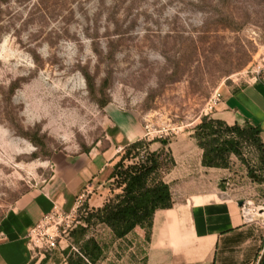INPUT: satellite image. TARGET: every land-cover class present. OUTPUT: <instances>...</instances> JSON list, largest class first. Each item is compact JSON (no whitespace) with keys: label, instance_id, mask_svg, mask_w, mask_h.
<instances>
[{"label":"rangeland","instance_id":"rangeland-1","mask_svg":"<svg viewBox=\"0 0 264 264\" xmlns=\"http://www.w3.org/2000/svg\"><path fill=\"white\" fill-rule=\"evenodd\" d=\"M262 74L264 0L0 1V219L24 193L61 182L65 159L98 152L111 168L126 142L143 162L168 142L175 193L188 184L264 200V182L247 172L260 171L254 146L208 174L192 138L216 89ZM104 172L79 192L75 218L88 198L109 195ZM91 235L97 264H142L135 235L113 240L102 226ZM69 243L57 237L48 264Z\"/></svg>","mask_w":264,"mask_h":264},{"label":"crops","instance_id":"crops-1","mask_svg":"<svg viewBox=\"0 0 264 264\" xmlns=\"http://www.w3.org/2000/svg\"><path fill=\"white\" fill-rule=\"evenodd\" d=\"M221 94L222 100L212 116L229 124L247 121L259 126L264 143V74L245 84L226 87ZM129 143L133 142L123 146ZM197 149L202 170L208 174L216 170L201 165V150ZM63 163L61 182L52 180L24 193L1 217L0 264H40L45 254L31 249L27 237L30 228L54 204L64 212L72 211L79 192L93 185L103 171L106 178L111 171L106 168L109 162L98 152L65 159ZM171 190L173 205L155 211L149 239L145 240V231L139 227L129 234L143 245L142 264H253L261 255L262 259L264 235L257 225L243 221L238 200L210 187L187 184L176 193L172 186ZM106 197L105 193L91 196L88 204L100 207ZM58 264L67 263L62 258Z\"/></svg>","mask_w":264,"mask_h":264},{"label":"trees","instance_id":"trees-1","mask_svg":"<svg viewBox=\"0 0 264 264\" xmlns=\"http://www.w3.org/2000/svg\"><path fill=\"white\" fill-rule=\"evenodd\" d=\"M260 132L259 126L247 121L229 124L206 114L194 126L192 138L201 150L200 163L206 168L230 169L232 156L243 159V149L254 146L260 171L254 174L247 164V172L252 181L263 183L264 143ZM159 141L161 145L151 152L148 162L139 159L133 143L123 146L116 154L107 177L109 195L104 203L100 207H91L86 201L77 211V223L68 233L70 243L62 250V258L67 264H97L101 259L102 246L93 235L87 236L90 227L108 229L113 240H123L139 227L145 231V240L149 239L155 211L173 205L166 176L174 168L175 159L168 142ZM73 245L77 246L75 251ZM47 261L45 254L40 264Z\"/></svg>","mask_w":264,"mask_h":264},{"label":"built area","instance_id":"built-area-1","mask_svg":"<svg viewBox=\"0 0 264 264\" xmlns=\"http://www.w3.org/2000/svg\"><path fill=\"white\" fill-rule=\"evenodd\" d=\"M221 100V91L216 89L210 95L206 103L205 113L208 114V112H213V110H215L216 107L220 104ZM83 195L84 194L81 193L77 197L72 211L64 212L60 207L57 206V204H54L52 209L48 213L44 214L41 220L30 228L27 237L28 243L34 253L40 254L55 248L57 246V237L61 236V234H64V236H66L69 231L75 226L76 223H73V221H76L74 213L78 208L77 200ZM241 201L242 202L239 205V210L243 221L245 223H254L261 229L264 235V200L259 201L258 203H254L251 200ZM50 222H53L55 224V227L54 230L48 232L47 228L45 229V225ZM261 256L253 264H260Z\"/></svg>","mask_w":264,"mask_h":264},{"label":"water","instance_id":"water-1","mask_svg":"<svg viewBox=\"0 0 264 264\" xmlns=\"http://www.w3.org/2000/svg\"><path fill=\"white\" fill-rule=\"evenodd\" d=\"M241 202H242V201H239V202H238V204L240 205V204H241ZM260 264H264V255H263L262 259H261V262H260Z\"/></svg>","mask_w":264,"mask_h":264}]
</instances>
